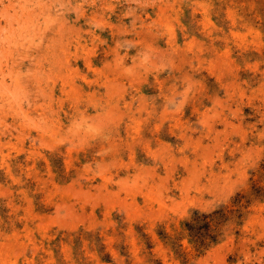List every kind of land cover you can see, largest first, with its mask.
<instances>
[{
  "label": "rangeland",
  "instance_id": "374dc122",
  "mask_svg": "<svg viewBox=\"0 0 264 264\" xmlns=\"http://www.w3.org/2000/svg\"><path fill=\"white\" fill-rule=\"evenodd\" d=\"M0 264H264V0H0Z\"/></svg>",
  "mask_w": 264,
  "mask_h": 264
},
{
  "label": "trees",
  "instance_id": "16d2710c",
  "mask_svg": "<svg viewBox=\"0 0 264 264\" xmlns=\"http://www.w3.org/2000/svg\"><path fill=\"white\" fill-rule=\"evenodd\" d=\"M212 215L193 213L189 222L185 223L186 230L191 240L199 242L200 245L204 244V241L212 239L209 235L211 226Z\"/></svg>",
  "mask_w": 264,
  "mask_h": 264
}]
</instances>
